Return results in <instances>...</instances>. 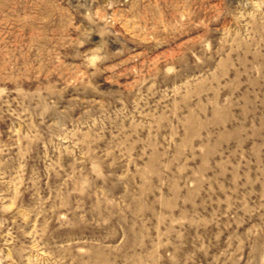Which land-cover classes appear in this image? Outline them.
Wrapping results in <instances>:
<instances>
[{
    "label": "rangeland",
    "instance_id": "rangeland-1",
    "mask_svg": "<svg viewBox=\"0 0 264 264\" xmlns=\"http://www.w3.org/2000/svg\"><path fill=\"white\" fill-rule=\"evenodd\" d=\"M0 264H264V0H0Z\"/></svg>",
    "mask_w": 264,
    "mask_h": 264
}]
</instances>
